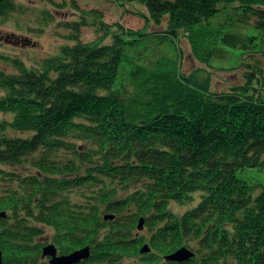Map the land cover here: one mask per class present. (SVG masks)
Listing matches in <instances>:
<instances>
[{"label": "trees", "instance_id": "trees-1", "mask_svg": "<svg viewBox=\"0 0 264 264\" xmlns=\"http://www.w3.org/2000/svg\"><path fill=\"white\" fill-rule=\"evenodd\" d=\"M112 1L141 4L156 25L167 17L165 51L150 55L147 36L73 4L71 45L35 68L4 58L13 72L0 70V114L10 117L0 121L3 262L48 264L51 230L59 255L91 247L80 264H178L164 257L183 247L195 256L180 264H264V190L238 177L264 170V73L243 61L264 54V0ZM231 9L254 19V34L224 30L218 16ZM22 10L0 0V23ZM86 27L101 35L83 42ZM180 34L206 68L238 58L251 69L245 85L219 93L205 69L183 74ZM173 204L189 209L177 215Z\"/></svg>", "mask_w": 264, "mask_h": 264}, {"label": "rangeland", "instance_id": "rangeland-1", "mask_svg": "<svg viewBox=\"0 0 264 264\" xmlns=\"http://www.w3.org/2000/svg\"><path fill=\"white\" fill-rule=\"evenodd\" d=\"M51 1L54 5L48 0H15L18 5L22 6L23 10L22 13L13 16L10 20L0 23V70L6 73L13 72V68L5 62L4 58H17L23 61L28 68H35L41 60L57 55L62 46L71 45L65 38L68 32L63 28V24L79 19L80 13L74 9L73 4L78 6L80 10L99 11L102 14L103 21L109 26L120 24L127 30L140 32L143 34L142 36H147L144 41H147L145 42L146 51H149L150 55L151 51L152 54L154 53L157 56L159 52L166 49L167 41L159 44L157 41L165 32L167 17H164L160 25H156L149 19L147 10L141 4H125L120 7L112 0ZM56 5L64 7L58 8ZM240 15V10L231 9L227 17L224 15L218 16L217 21L223 25L226 32L246 34L247 36L254 34V19H245ZM48 19H51V21H46ZM100 35L96 33L95 28L86 27L82 29L80 38L83 42L89 43L95 41ZM112 37L113 35H109L102 43L104 45L110 44ZM22 43L25 44L22 45ZM176 43L180 52H182L181 68L183 74L189 75L199 69H205L210 74L212 90L219 93L245 85L244 76L251 72V69L242 65L238 66L239 59L230 53L224 60L214 62V66L223 70L209 69L193 57L190 44L185 36L180 34ZM166 53L172 55V50H167ZM234 54L239 55V51L234 52ZM243 61L247 65L262 68L264 73L263 53L252 54L250 57L246 56ZM2 95L3 92L0 90V97ZM2 120H10V117L0 114V121ZM238 177L245 178L250 181V184L254 185V195H258L264 190V170H243L238 172ZM188 209L189 206L181 207L175 204L171 207V210L177 215H182ZM52 234L51 230H46L43 243L49 244ZM140 234L145 237L148 236L145 230ZM220 264L236 263L227 260L221 261Z\"/></svg>", "mask_w": 264, "mask_h": 264}, {"label": "water", "instance_id": "water-1", "mask_svg": "<svg viewBox=\"0 0 264 264\" xmlns=\"http://www.w3.org/2000/svg\"><path fill=\"white\" fill-rule=\"evenodd\" d=\"M6 217L4 212H0V219ZM114 216H105V220H113ZM144 220L140 219L138 224V230H143ZM150 252L149 245H144L140 250L141 254H147ZM43 258L50 257L49 264H78L90 257V248L86 247L82 250L75 251L67 256H57V250L54 245H48L43 249ZM194 257V253L183 247L177 250L175 253L165 256V260L172 263H183L191 260ZM0 264H4L2 259V252L0 251Z\"/></svg>", "mask_w": 264, "mask_h": 264}]
</instances>
